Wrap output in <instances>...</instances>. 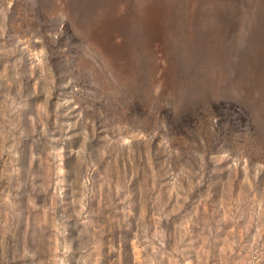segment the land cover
I'll use <instances>...</instances> for the list:
<instances>
[{"label": "rangeland", "instance_id": "374dc122", "mask_svg": "<svg viewBox=\"0 0 264 264\" xmlns=\"http://www.w3.org/2000/svg\"><path fill=\"white\" fill-rule=\"evenodd\" d=\"M256 4L0 0V264H264Z\"/></svg>", "mask_w": 264, "mask_h": 264}, {"label": "trees", "instance_id": "16d2710c", "mask_svg": "<svg viewBox=\"0 0 264 264\" xmlns=\"http://www.w3.org/2000/svg\"><path fill=\"white\" fill-rule=\"evenodd\" d=\"M253 1H255V0H253ZM257 2H258V0H256ZM256 1L254 2V3H252V4H243V3H238L236 0H234V5L235 6H238V8L240 7L241 9H256L258 6H259V4H256Z\"/></svg>", "mask_w": 264, "mask_h": 264}]
</instances>
